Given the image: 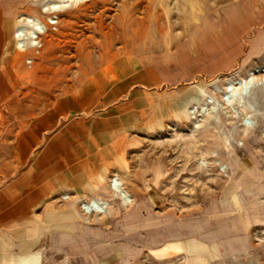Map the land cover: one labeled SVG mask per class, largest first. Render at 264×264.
<instances>
[{
  "label": "rangeland",
  "instance_id": "1",
  "mask_svg": "<svg viewBox=\"0 0 264 264\" xmlns=\"http://www.w3.org/2000/svg\"><path fill=\"white\" fill-rule=\"evenodd\" d=\"M15 1L14 31H48L0 43V233L32 231L0 248L10 264H264V0ZM109 66L120 79L84 85ZM93 199L108 213L83 215Z\"/></svg>",
  "mask_w": 264,
  "mask_h": 264
},
{
  "label": "bare ground",
  "instance_id": "2",
  "mask_svg": "<svg viewBox=\"0 0 264 264\" xmlns=\"http://www.w3.org/2000/svg\"><path fill=\"white\" fill-rule=\"evenodd\" d=\"M74 1H83V0H58L57 2H51L47 5L46 11H48L49 13H56L62 10L63 7L69 5L70 3ZM19 21L22 22V24H20L19 28H17L14 31V37L16 40V48L22 52H25L28 49L34 48L35 46L41 47L43 45L41 35L47 33L48 25L46 23H43L42 21L30 18V17L20 18ZM49 22L54 24V23H58L59 21L56 20V21H49ZM12 57L13 56H11V59ZM7 75H3L4 77L0 76V80L5 83L6 82L5 77ZM250 75L248 76L240 75L224 83L223 90H222L223 92L221 94V100L219 101V103L221 104L223 108H227L230 103L229 99L225 98V93H229L233 90L236 92V90H242L243 88L252 87L253 85L256 86V83H254V79L256 78L255 72L250 73ZM110 187L112 188V191L114 194L120 195V197L123 200V204L131 205L134 202V198L132 197V195H130L129 191L123 188L125 187V184L121 178L115 179L113 183L111 181ZM109 208L110 206L108 205V203L105 201H102L101 199L88 200L86 201V203L82 204V214L87 217L100 216V215L104 216V214L108 213L107 211Z\"/></svg>",
  "mask_w": 264,
  "mask_h": 264
},
{
  "label": "crops",
  "instance_id": "3",
  "mask_svg": "<svg viewBox=\"0 0 264 264\" xmlns=\"http://www.w3.org/2000/svg\"><path fill=\"white\" fill-rule=\"evenodd\" d=\"M13 1V2H12ZM18 2L14 0H3L0 1V43L6 41V39H10L12 36L14 38V29L17 26V21H13V18L15 17L13 15V10L15 9V7L17 6ZM1 47V44H0ZM15 48V46H12L10 48L7 49V53H9L8 57V61L7 64H3L2 66H0V76L4 77L3 75H7V74H11V67L13 68V65L10 64V52ZM135 70L137 69H131L127 68L125 71H121L125 76H129L131 75ZM120 72L119 68H116L114 66H109L108 68H106L105 70L102 71V75L100 77V82H97V80L95 81L94 79H92V82H89V77L85 80L84 85L88 86V85H94L97 88H103L107 81L109 80V78H113V79H120V77L117 75ZM137 76V75H136ZM131 78V77H130ZM135 78V77H134ZM1 85H3V83H1ZM64 143V142H62ZM64 146H66V144H62L60 145L59 142H55L54 144L51 145V149L49 150V158L52 159V161L54 160L53 157H55L58 152L61 153L59 151V149H63ZM54 155V156H53ZM97 161H94L91 165L92 166H96ZM102 171H106V168L104 167ZM103 176V174H102ZM61 178L63 180V182H70L71 180V175H62L60 177L57 176V179ZM80 188V187H79ZM81 191V189H79ZM26 212L24 213V219L26 216ZM11 227L9 228V233L12 234V237H10L9 235L4 233V236L1 235L0 233V248H8L9 246H14V245H18V248L20 249V251L22 249H25L26 244L30 243V240L26 238V234L27 232L30 233L32 231H28L26 230V224L24 222V225L22 228H18V227H14L15 224L10 225ZM49 231H53L55 232V230H49ZM61 232V231H60ZM9 238H5L8 237ZM20 238L21 241L17 238L14 239V237ZM2 237V239H1ZM19 243V244H18ZM10 255L8 254V257L5 256L4 254L0 253V260H6L8 261V263L10 264ZM13 258V261H15V258H17V261L20 258V252H17ZM19 262V261H18ZM18 264V263H17ZM39 264H42V256H40L39 259Z\"/></svg>",
  "mask_w": 264,
  "mask_h": 264
},
{
  "label": "built area",
  "instance_id": "4",
  "mask_svg": "<svg viewBox=\"0 0 264 264\" xmlns=\"http://www.w3.org/2000/svg\"><path fill=\"white\" fill-rule=\"evenodd\" d=\"M119 178V176L116 174V175H114L113 177H112V183L114 182V180L115 179H118Z\"/></svg>",
  "mask_w": 264,
  "mask_h": 264
}]
</instances>
